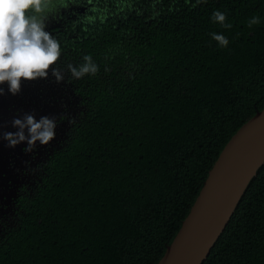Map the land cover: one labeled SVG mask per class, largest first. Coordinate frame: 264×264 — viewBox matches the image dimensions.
Returning <instances> with one entry per match:
<instances>
[{"label": "trees", "instance_id": "obj_1", "mask_svg": "<svg viewBox=\"0 0 264 264\" xmlns=\"http://www.w3.org/2000/svg\"><path fill=\"white\" fill-rule=\"evenodd\" d=\"M76 1L93 11L69 30V64L91 55L99 71L74 80L85 111L0 240V264H156L264 109V0ZM202 264H264V164Z\"/></svg>", "mask_w": 264, "mask_h": 264}, {"label": "flooded vegetation", "instance_id": "obj_2", "mask_svg": "<svg viewBox=\"0 0 264 264\" xmlns=\"http://www.w3.org/2000/svg\"><path fill=\"white\" fill-rule=\"evenodd\" d=\"M67 1L48 14L45 28L61 44L62 54L53 68L59 69L64 79L57 81L50 69L47 78L22 81L21 90L15 95L6 82L0 85L4 89V94L0 95V240L18 225L24 201L40 190L57 155L69 147L71 133L85 111L83 98L67 69L69 30H74L82 15L92 12L93 8L85 1ZM25 114L34 115L37 121L48 116L57 123L54 139L47 145L37 141L31 152L24 150L27 141L9 147L2 135L17 132L19 129L12 122L16 118L23 119ZM25 134H28L27 129Z\"/></svg>", "mask_w": 264, "mask_h": 264}, {"label": "clouds", "instance_id": "obj_3", "mask_svg": "<svg viewBox=\"0 0 264 264\" xmlns=\"http://www.w3.org/2000/svg\"><path fill=\"white\" fill-rule=\"evenodd\" d=\"M58 6L61 5L56 0H0V85L6 82L13 95L20 92L22 81L47 78L50 69L57 81L64 79L63 73L53 68L61 57V44L50 32L45 31L48 14ZM211 19L225 29L232 27L227 23L226 13L219 10L212 13ZM260 22L259 16H253L248 21V27ZM211 36L219 47L227 48L229 45L225 35L213 32ZM83 60L84 63L78 67L67 65L70 80L98 73V65L91 55H85ZM2 94L4 89L0 87V95ZM12 123L19 130L2 134L9 147L27 141L24 150L31 152L37 141L47 145L56 136V120L48 116L37 121L34 115L25 114L23 119L16 118Z\"/></svg>", "mask_w": 264, "mask_h": 264}, {"label": "water", "instance_id": "obj_4", "mask_svg": "<svg viewBox=\"0 0 264 264\" xmlns=\"http://www.w3.org/2000/svg\"><path fill=\"white\" fill-rule=\"evenodd\" d=\"M264 164V109L231 137L182 226L156 264H202Z\"/></svg>", "mask_w": 264, "mask_h": 264}, {"label": "rangeland", "instance_id": "obj_5", "mask_svg": "<svg viewBox=\"0 0 264 264\" xmlns=\"http://www.w3.org/2000/svg\"><path fill=\"white\" fill-rule=\"evenodd\" d=\"M56 2L58 3V5H60V4H66L68 1L67 0H56ZM75 2H76V0H75ZM77 4H79V3H77ZM80 8V7H79ZM57 9V8H56ZM82 10V9H81Z\"/></svg>", "mask_w": 264, "mask_h": 264}]
</instances>
